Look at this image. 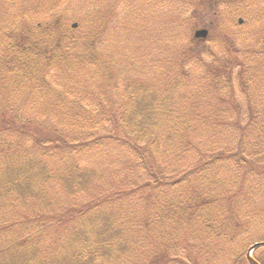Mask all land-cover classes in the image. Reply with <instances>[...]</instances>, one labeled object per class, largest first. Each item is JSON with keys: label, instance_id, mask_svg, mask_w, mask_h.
<instances>
[{"label": "trees", "instance_id": "1", "mask_svg": "<svg viewBox=\"0 0 264 264\" xmlns=\"http://www.w3.org/2000/svg\"><path fill=\"white\" fill-rule=\"evenodd\" d=\"M199 12L196 5L191 27ZM229 14L241 11L232 8ZM94 17H85L82 25ZM17 20H0V59H7L0 63L4 103L22 90L21 97L29 96L34 84L51 94L57 83L52 68L68 70L69 54L78 46L89 49L94 61V40L82 45L77 29L60 17ZM205 40L189 37L169 64L177 75L127 85L116 107L97 97V105L88 107L77 98L51 125L26 110L0 107V264H216L211 256L220 238L237 253L230 264H253L247 252L264 241L248 235L261 216L264 222V206L256 211L258 183L264 180V109L241 110L233 91L250 88V98L263 100L264 69L254 83L238 53H249L241 56L246 61L264 56V47L250 53L227 46L220 59L205 63L209 55L197 46ZM191 66L203 70L198 90L183 80ZM73 126L83 129V138L64 132ZM22 142L43 148L29 152ZM95 146L92 153L110 155L115 163L122 158L112 180L93 181L95 172L76 162L62 171L45 162L55 149L64 155L90 153ZM22 200L30 208H20L18 219L11 204ZM253 254L264 264V252Z\"/></svg>", "mask_w": 264, "mask_h": 264}, {"label": "rangeland", "instance_id": "2", "mask_svg": "<svg viewBox=\"0 0 264 264\" xmlns=\"http://www.w3.org/2000/svg\"><path fill=\"white\" fill-rule=\"evenodd\" d=\"M54 1L56 0H0V20L8 22L12 18L18 21L17 19L22 15H31L42 20L60 17L70 28L77 29L82 45L88 39L95 42L94 46L92 45L96 54L94 61L90 60L89 49L78 46L73 49L72 54H69L67 61L71 63L65 65L70 69L62 74L61 70L64 69L52 68V73L57 74V83L52 86L51 94L45 93L48 91L47 88L39 90L37 83L38 86L36 84L29 86L33 87V92L29 96L21 97L22 90L19 91L16 100L4 103L0 99V107L9 104L13 106L8 107L10 110H26L32 117L38 118L39 122L47 125H51L54 120L56 122L57 116L67 115L77 98L85 101L88 107L97 105L94 101L96 97L102 105L111 108L113 103L116 107L122 103L127 85L135 81H150L155 78L159 80L160 77L162 79L168 74L177 75L175 67L171 73L169 72V64L176 60L182 48L187 47L188 38H193L196 29L206 28L209 31L208 38L197 43L201 55H209L203 60L205 63L220 59L226 53L227 46L236 45L250 53H259L264 47V0H62L65 2L63 5L60 0L51 12L46 13ZM117 4L120 7L115 10ZM196 5L200 11L199 20L191 27V16ZM232 8L240 10L241 14H235L234 17L228 15V11ZM92 15L95 17L91 22L82 25V19ZM238 18H242L243 22L239 24ZM236 22L240 27L235 25ZM90 32H99V34L91 35ZM85 45L88 46V43ZM248 54L238 53L240 59L253 71L254 83H257L256 76L259 77L260 68L264 69V56L258 54L245 61L241 56ZM8 58H13L11 53ZM5 59L1 58L0 63ZM1 68L0 65V71ZM190 68V72L183 76V80L198 90L202 82L203 70L193 66ZM181 90H190V88ZM247 91L243 87L237 89L236 86L233 91L234 99L238 101L240 109L247 112V108L252 106L255 113L261 114L264 109V97L262 101L261 97L250 98ZM204 103L209 104L207 101ZM103 122H108L107 127L112 126L111 121ZM63 129L67 135L73 134L83 138V129L78 126L68 130ZM103 132V128L99 130V133ZM22 145L29 152L43 148L25 142H22ZM97 147L99 146L90 148V153L81 150L64 155L59 154L60 149H55L54 154L50 152V155L45 157V162L49 168L53 166L61 171L65 170L68 164L76 162L80 168L95 172L93 181L112 180L114 176L110 173L116 168L118 171L122 158L115 163L110 155L92 153ZM110 163L116 165L109 166ZM117 178L123 179V173H118ZM258 185L261 187V192L256 201V211L264 206V180ZM23 202L24 200L12 204L6 202L7 205L11 204L12 209L18 208L19 215L15 218L23 219L20 208H30L28 205L23 206ZM9 217L11 215L4 216V218ZM261 220L262 216L248 232L250 238L254 240L264 238V222ZM50 236L54 239L53 234ZM43 240L45 242V236L41 241ZM205 243L210 245L212 241L208 240ZM232 246L220 238L219 243L213 245L215 252L213 251L214 256L211 258L216 260V264H230L234 254ZM253 252L258 258L264 252V248H257ZM234 255L236 258L237 253Z\"/></svg>", "mask_w": 264, "mask_h": 264}, {"label": "water", "instance_id": "3", "mask_svg": "<svg viewBox=\"0 0 264 264\" xmlns=\"http://www.w3.org/2000/svg\"><path fill=\"white\" fill-rule=\"evenodd\" d=\"M206 34H207V30L206 29H198V30L195 31L194 35L196 37H205ZM261 244H264V243H260L259 245H261Z\"/></svg>", "mask_w": 264, "mask_h": 264}]
</instances>
